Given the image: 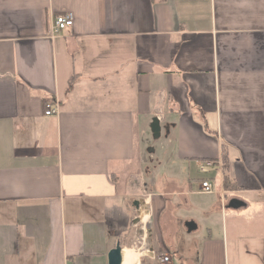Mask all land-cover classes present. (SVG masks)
Listing matches in <instances>:
<instances>
[{
	"label": "crops",
	"instance_id": "obj_1",
	"mask_svg": "<svg viewBox=\"0 0 264 264\" xmlns=\"http://www.w3.org/2000/svg\"><path fill=\"white\" fill-rule=\"evenodd\" d=\"M116 242L264 264V0H0V264H108Z\"/></svg>",
	"mask_w": 264,
	"mask_h": 264
},
{
	"label": "built area",
	"instance_id": "obj_2",
	"mask_svg": "<svg viewBox=\"0 0 264 264\" xmlns=\"http://www.w3.org/2000/svg\"><path fill=\"white\" fill-rule=\"evenodd\" d=\"M73 25V13L66 11L64 13L58 14L54 17L52 27H51V36L58 35L65 28ZM60 111L59 102L55 99H49L44 103V115H56ZM215 162L213 160H204L199 163V170L202 173L208 172L214 167ZM201 189L205 192H212L213 185L210 178H204L201 182ZM163 261H167L168 257L165 255L162 257Z\"/></svg>",
	"mask_w": 264,
	"mask_h": 264
},
{
	"label": "water",
	"instance_id": "obj_3",
	"mask_svg": "<svg viewBox=\"0 0 264 264\" xmlns=\"http://www.w3.org/2000/svg\"><path fill=\"white\" fill-rule=\"evenodd\" d=\"M152 131L154 132L155 135L158 134L159 127H158V120L154 119L152 125H151ZM137 204V202H135ZM232 206H239L241 203L240 201L234 199L230 203ZM188 230H192L194 228V225L192 222H188L186 224ZM122 248L121 244L119 242H116L115 246L111 248L108 251V264H121L122 263Z\"/></svg>",
	"mask_w": 264,
	"mask_h": 264
},
{
	"label": "bare ground",
	"instance_id": "obj_4",
	"mask_svg": "<svg viewBox=\"0 0 264 264\" xmlns=\"http://www.w3.org/2000/svg\"><path fill=\"white\" fill-rule=\"evenodd\" d=\"M143 209H141L140 214H139V218H141V216L143 217L144 220L147 219V214H142L143 213ZM135 257H133V253L131 251V249L129 248H124L122 251V264H134L135 263Z\"/></svg>",
	"mask_w": 264,
	"mask_h": 264
},
{
	"label": "trees",
	"instance_id": "obj_5",
	"mask_svg": "<svg viewBox=\"0 0 264 264\" xmlns=\"http://www.w3.org/2000/svg\"><path fill=\"white\" fill-rule=\"evenodd\" d=\"M73 80H74V79H73L72 76H71V77L69 78V80H68V87H67V90H68V91L71 89V87H72V85H73ZM224 184H225L227 187L230 186L227 177L224 178Z\"/></svg>",
	"mask_w": 264,
	"mask_h": 264
},
{
	"label": "rangeland",
	"instance_id": "obj_6",
	"mask_svg": "<svg viewBox=\"0 0 264 264\" xmlns=\"http://www.w3.org/2000/svg\"><path fill=\"white\" fill-rule=\"evenodd\" d=\"M135 242H136V240H135ZM136 245H139L138 241L136 242ZM136 245L134 243H130V245H127V247L131 249V251L133 253V257H135L134 259H136V254H135V252L132 249L137 250L136 249V247H137ZM143 253H145V252H143Z\"/></svg>",
	"mask_w": 264,
	"mask_h": 264
}]
</instances>
